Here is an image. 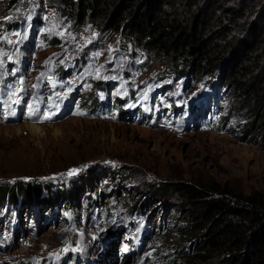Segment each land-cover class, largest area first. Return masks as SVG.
<instances>
[{
  "label": "rangeland",
  "instance_id": "rangeland-1",
  "mask_svg": "<svg viewBox=\"0 0 264 264\" xmlns=\"http://www.w3.org/2000/svg\"><path fill=\"white\" fill-rule=\"evenodd\" d=\"M90 91L125 98L126 113L92 116L84 109ZM234 97L215 80L171 73L117 34L69 19L58 0H0V183L30 182L36 197L31 208L21 201L0 211V264H163L172 254L184 263L179 250L193 241L172 233L170 210L149 196L148 184L197 181L264 195V146L202 121L215 110L236 129ZM136 107L148 117L138 119ZM187 107L191 125L165 118ZM81 185L101 207L111 205V218L97 209L62 227V196L59 213L45 215L48 195Z\"/></svg>",
  "mask_w": 264,
  "mask_h": 264
},
{
  "label": "trees",
  "instance_id": "trees-1",
  "mask_svg": "<svg viewBox=\"0 0 264 264\" xmlns=\"http://www.w3.org/2000/svg\"><path fill=\"white\" fill-rule=\"evenodd\" d=\"M248 1L254 3L250 6ZM58 6L69 19L91 22L154 55L171 73L190 72L233 91L234 109L242 119L236 129L226 126L228 115L219 116L215 110L202 121L241 142L264 146V0H58ZM56 78L61 80L62 74ZM45 88L51 92L54 84ZM87 99L84 109L92 116L107 108L115 109L117 115L126 113L123 97L108 100L104 93L90 91ZM136 109L138 119L148 117L145 108ZM193 111V107L182 108L165 118L185 128L191 125ZM98 186L93 181L88 190L94 193ZM148 187L159 207L169 208L168 227L176 229L172 232L176 238L193 241L187 250H179L177 256L186 258L180 264L190 263L187 255L197 264H264L263 194L236 193L226 186L197 181L165 180ZM73 188L48 195L50 207L45 215L59 213L57 202L62 196L60 209L65 214L58 221L62 227L97 209L100 216L111 218L110 204L101 207L82 185ZM110 192V196L118 195L114 188ZM34 197L30 182L0 183V211L13 210L21 201L31 208ZM143 207L140 202L137 208ZM134 226L136 230L142 227L138 221ZM173 258V254L162 256L163 264H177V257Z\"/></svg>",
  "mask_w": 264,
  "mask_h": 264
},
{
  "label": "bare ground",
  "instance_id": "bare-ground-1",
  "mask_svg": "<svg viewBox=\"0 0 264 264\" xmlns=\"http://www.w3.org/2000/svg\"><path fill=\"white\" fill-rule=\"evenodd\" d=\"M29 124H30V126L35 127V129H36L37 132H40V128H39V125L38 124H35V123H29Z\"/></svg>",
  "mask_w": 264,
  "mask_h": 264
},
{
  "label": "snow or ice",
  "instance_id": "snow-or-ice-1",
  "mask_svg": "<svg viewBox=\"0 0 264 264\" xmlns=\"http://www.w3.org/2000/svg\"><path fill=\"white\" fill-rule=\"evenodd\" d=\"M78 171H79V169H72V170H70L69 175H73Z\"/></svg>",
  "mask_w": 264,
  "mask_h": 264
}]
</instances>
